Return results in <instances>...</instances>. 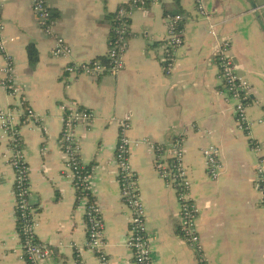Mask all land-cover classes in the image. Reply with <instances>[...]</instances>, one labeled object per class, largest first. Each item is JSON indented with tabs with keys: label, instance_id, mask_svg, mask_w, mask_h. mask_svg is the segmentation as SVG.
Instances as JSON below:
<instances>
[{
	"label": "crops",
	"instance_id": "0c3cea01",
	"mask_svg": "<svg viewBox=\"0 0 264 264\" xmlns=\"http://www.w3.org/2000/svg\"><path fill=\"white\" fill-rule=\"evenodd\" d=\"M129 1L49 0L56 18L54 31L72 50L68 58L57 59L52 56L55 39L40 29L33 0H0L7 52L15 62L21 90V97H14L0 87V108L15 114L23 139L32 202L40 213L37 237L50 252L41 264H101L87 247V200L78 196L65 167L60 144L63 104H78L96 115L93 122L80 124L76 133L81 161L94 171L93 195L102 208L110 264H134L128 245L131 214L121 199L115 160L117 120L126 116L132 119L131 140L146 138L167 147L181 144L190 194L199 209L196 226L202 254L180 234L177 193L155 171L156 152L147 144L132 147L131 164L146 208L153 263L264 264L257 156L249 137L236 126L232 102L221 93L216 40L193 0H158L134 11L126 66L119 74L62 77L69 63L107 61L113 16ZM207 8L220 24V37L231 42L237 73L250 83V137L262 144L264 157V0H207ZM176 14L183 16L185 42L167 75L161 46L167 35L166 16ZM29 44L39 52L35 67L29 63ZM5 64L0 53V67ZM27 109L46 117V133L43 126L25 121ZM210 144L220 150L217 181L209 177L203 156ZM8 155V141L0 129V264H26L15 211V172Z\"/></svg>",
	"mask_w": 264,
	"mask_h": 264
},
{
	"label": "built area",
	"instance_id": "2783aa9c",
	"mask_svg": "<svg viewBox=\"0 0 264 264\" xmlns=\"http://www.w3.org/2000/svg\"><path fill=\"white\" fill-rule=\"evenodd\" d=\"M158 0H130L120 6L113 16V26L109 37V51L107 61L90 60L85 63H69L61 72L63 78L67 76L87 75L98 78L107 73L119 74L126 66L125 53L130 36V21L134 11ZM195 10L208 23V34L216 40L215 60L219 68L221 93L226 100L233 104V114L238 130L249 137L252 151L257 156L255 166V183L261 192L264 205V157L261 155L262 144L252 139L253 121L248 116L250 103V83L237 73V66L230 54L231 42L222 39L218 33V26L213 14L208 11L207 0H193ZM33 13L42 32L55 39L52 56L57 59L68 58L71 47L68 42L58 36L54 28L56 18L49 5V0H33ZM183 16L181 14L166 16L167 35L161 46L162 66L167 75L174 67L175 52L184 44V30L182 29ZM5 27L0 21V53L5 57L6 64L0 67V87L14 97H21V90L15 73V62L7 52V41L4 36ZM14 41V39H11ZM62 130L60 144L65 158V167L69 172L77 194L86 199L85 224L87 230V247L96 256L101 264H110L106 253L105 224L102 208L94 198L92 168L85 166L80 158V146L77 139V128L80 124L93 122L96 115L81 105L72 106L63 104ZM25 121H34L43 126L45 133L46 117L38 115L34 110L27 109L23 114ZM16 116L11 111L0 108V129L2 138L8 141V162L15 172V211L18 221V234L22 248V259L26 264H41L50 255L49 248L39 242L37 228L40 223V213L32 202L30 188V171L25 159L23 139L19 127L15 123ZM260 122H262L260 120ZM119 141L116 147L115 160L118 166L121 199L128 207L130 220L129 247L133 252L134 264H154L152 245L149 237L146 208L143 204L136 173L131 164L132 147L140 144L149 145L155 152V171L172 187L180 204V234L199 254H202L201 237L196 226L199 209L194 203L190 190L191 181L187 177L184 166V151L179 142L172 147L163 144H154L149 139L131 140L129 132L132 129L131 116L117 120ZM210 134V133H209ZM170 157L171 162L167 161ZM203 156L209 177L217 181L222 170L220 150L210 144L203 149Z\"/></svg>",
	"mask_w": 264,
	"mask_h": 264
},
{
	"label": "trees",
	"instance_id": "16d2710c",
	"mask_svg": "<svg viewBox=\"0 0 264 264\" xmlns=\"http://www.w3.org/2000/svg\"><path fill=\"white\" fill-rule=\"evenodd\" d=\"M182 29L183 30L185 29L183 25H182ZM27 54H28L30 66L35 67L39 61V52L34 44H29L27 46ZM80 197H82V195Z\"/></svg>",
	"mask_w": 264,
	"mask_h": 264
}]
</instances>
